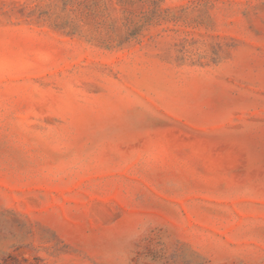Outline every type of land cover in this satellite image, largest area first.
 Here are the masks:
<instances>
[{"label": "rangeland", "instance_id": "1", "mask_svg": "<svg viewBox=\"0 0 264 264\" xmlns=\"http://www.w3.org/2000/svg\"><path fill=\"white\" fill-rule=\"evenodd\" d=\"M0 264H264V0H0Z\"/></svg>", "mask_w": 264, "mask_h": 264}]
</instances>
